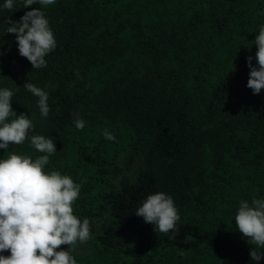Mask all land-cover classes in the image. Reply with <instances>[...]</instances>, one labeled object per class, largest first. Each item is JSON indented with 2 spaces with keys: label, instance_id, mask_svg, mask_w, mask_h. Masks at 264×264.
Here are the masks:
<instances>
[{
  "label": "trees",
  "instance_id": "trees-1",
  "mask_svg": "<svg viewBox=\"0 0 264 264\" xmlns=\"http://www.w3.org/2000/svg\"><path fill=\"white\" fill-rule=\"evenodd\" d=\"M15 4L12 12L0 7V88L13 91L15 115H27L33 128L24 143L0 148V159L15 151L35 160L44 153L31 137L51 138L57 152L45 171L81 185L74 214L89 219L88 241L121 264H264L250 257L264 247L210 221L227 195L230 205L236 194L253 199L240 187L241 168L264 174V89L247 87L264 0H56L42 7L57 47L40 69L19 54L3 21L40 5ZM26 82L49 94L47 118ZM77 112L83 130L75 127ZM105 130L125 134V165L142 158L118 189L110 176L120 157ZM161 191L180 214L175 239L135 214ZM105 214L98 231L94 220Z\"/></svg>",
  "mask_w": 264,
  "mask_h": 264
},
{
  "label": "clouds",
  "instance_id": "clouds-1",
  "mask_svg": "<svg viewBox=\"0 0 264 264\" xmlns=\"http://www.w3.org/2000/svg\"><path fill=\"white\" fill-rule=\"evenodd\" d=\"M56 0H22L24 8L39 4L21 16L19 21L4 17L8 26L5 33L15 34L19 54L25 57L33 69L47 67L45 57L57 47L55 34L49 25L42 7L53 5ZM9 12L14 11L15 0H5L2 6ZM257 51L253 66V57H247L250 69L247 87L254 94L264 89V25L260 26L254 39ZM2 55V53H0ZM79 77V73L77 72ZM24 87L38 97L41 116L47 118L50 107L49 94L35 84L26 82ZM14 93L8 88H0V148L7 149L10 144H22L33 128L32 120L21 113L18 117L12 108ZM74 121L78 130H83L85 121ZM16 116L9 121V117ZM106 140L115 141L116 137L105 130ZM31 145L44 155L35 160L31 156L17 154L13 151L5 159H0V264H77L75 251L77 244L86 243L92 238L89 219L81 221L74 214L81 185L74 182L69 175L59 171H45L49 158L57 152L56 144L51 138L33 135ZM146 223L155 225L156 231L178 233L177 222L180 214L173 198L165 192H156L135 211ZM240 233L258 247H264V199H253L251 203L241 200L234 216ZM62 245L67 250L61 249ZM179 255L183 256L181 251ZM250 257L259 261L264 253L252 249Z\"/></svg>",
  "mask_w": 264,
  "mask_h": 264
},
{
  "label": "rangeland",
  "instance_id": "rangeland-1",
  "mask_svg": "<svg viewBox=\"0 0 264 264\" xmlns=\"http://www.w3.org/2000/svg\"><path fill=\"white\" fill-rule=\"evenodd\" d=\"M226 56L227 54H224L220 57L221 64ZM115 137L116 140L113 141L111 144L114 149L111 150L116 151L114 153H118L120 160H122L123 154H126L125 134L120 131L117 132V135L115 134ZM120 160V169L118 170L117 174H113L110 176V188L112 189H118L121 180L125 177L133 179L136 171L142 166L141 157H138L136 160H134L130 166L125 165L123 160ZM240 170L242 171V179L239 180V183L241 184L240 187L249 191L248 196L250 194H253V199H264V174L256 173L250 170L249 167H244ZM229 197L230 195H227L225 198H223L222 207L219 209V211H211L210 221L212 222V224L219 225L223 229L234 235L244 237L242 233H240L239 229L236 227L234 216L238 210L239 203L241 200H249L248 202L251 203L253 199L249 197L242 198L236 194L235 197L237 199V203L230 205L228 203ZM226 208H228L230 211L226 212L222 216V213L223 211L225 212ZM106 219L107 214L95 218L94 224L98 231L101 229L102 224L106 221ZM72 254L75 256L77 264H121L111 252L105 251L102 246L95 245L94 242L87 241L83 244L78 243L75 251H73ZM173 256L177 257V255ZM168 258L169 256H165L164 259L168 261Z\"/></svg>",
  "mask_w": 264,
  "mask_h": 264
}]
</instances>
